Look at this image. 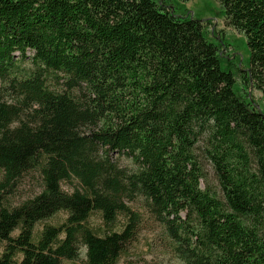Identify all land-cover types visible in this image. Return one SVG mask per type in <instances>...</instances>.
Instances as JSON below:
<instances>
[{"label":"trees","instance_id":"1","mask_svg":"<svg viewBox=\"0 0 264 264\" xmlns=\"http://www.w3.org/2000/svg\"><path fill=\"white\" fill-rule=\"evenodd\" d=\"M215 1L242 96L167 0H0V264H116L137 199L180 264H264V0Z\"/></svg>","mask_w":264,"mask_h":264},{"label":"rangeland","instance_id":"2","mask_svg":"<svg viewBox=\"0 0 264 264\" xmlns=\"http://www.w3.org/2000/svg\"><path fill=\"white\" fill-rule=\"evenodd\" d=\"M167 3L176 15H187L202 21L211 36L226 45L222 49L223 57L226 60L225 63H222V68L231 69L235 77L233 91L236 95L242 96V81L239 73L240 70L247 71L249 68V50L245 36L226 24L222 9L215 0H189L188 2L167 0ZM249 96L256 109L264 107V96L261 92L251 88ZM120 162L122 165H130L125 159H121ZM207 170L210 185L214 188L213 175L210 169ZM37 190L38 181L35 176H30L22 181L17 189V194L24 198ZM132 206L139 211L141 223L135 241L116 264H180L169 252L162 227L146 212L142 201L137 199L132 203ZM84 260V257L81 256L77 261L64 262L63 264H84Z\"/></svg>","mask_w":264,"mask_h":264}]
</instances>
